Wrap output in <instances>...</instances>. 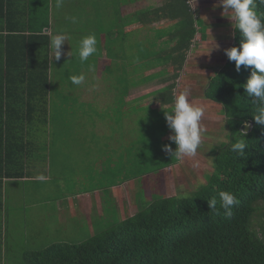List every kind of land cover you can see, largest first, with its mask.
Instances as JSON below:
<instances>
[{"label":"trees","instance_id":"trees-1","mask_svg":"<svg viewBox=\"0 0 264 264\" xmlns=\"http://www.w3.org/2000/svg\"><path fill=\"white\" fill-rule=\"evenodd\" d=\"M13 1L0 0L2 178H24L27 175L28 146L35 135L28 132V126L38 120L45 125L52 121V118L48 119L52 94L49 41L54 33H60L53 27L54 33L48 35L44 30L50 24L38 28L36 19L26 18L33 0H16V4ZM121 1L135 4L144 0ZM111 8L109 12L111 19L116 20V27L105 33L104 30L100 33L99 24L95 28L99 33L96 34L97 42L105 43L107 60L111 63L105 65L104 61L102 64L104 74L112 77L114 73H110V69L115 67L121 71V88L118 82L113 86L120 104L116 111L124 114L120 110L126 105L131 87L138 88L159 79L167 86L152 96L161 106H169L165 110H170L173 89L184 71L195 39L200 36L207 40L206 33L198 35L201 28L191 0H164L160 7L136 12L128 24L119 10L111 12ZM257 10L264 13V7L258 5ZM161 22H171L172 25L154 29V39L137 40L136 46L135 42L129 41L131 50H126L129 38L125 33L126 26L148 27ZM138 35V31L133 32V38ZM162 40V44L159 43ZM239 45L240 33L235 28L231 48ZM103 46L100 45L97 53L84 63L76 59L80 66H75L71 74H82L84 69L85 74H96ZM64 60L62 57L58 62L53 61L55 72L57 70L60 75ZM118 61L122 63L114 66ZM225 61L224 68L217 71L208 83L205 98L221 105L225 117L231 115V120L226 118L230 142L223 144L214 157V172L207 183L189 194L162 198L82 244H52L29 253L26 257L28 264H264V221L257 224L260 229L255 226L256 217L263 216L264 211L260 206L264 203V125H257L253 119V114H258L256 109L264 107V103L250 97L244 88L251 69L242 65L237 71L234 61L229 58ZM90 65L93 66L91 71ZM156 69L160 70L146 75ZM128 82H131L129 88ZM21 91L30 92L29 96L19 94ZM137 101L139 99L134 100ZM245 122L252 123L253 129L244 137L248 146L246 157L239 158L229 149L231 143L236 142L237 135H242L240 129ZM172 145V149L176 148L175 144ZM177 163L178 160H173L164 168ZM220 191H230L239 200L230 218L224 215L223 209L217 215L209 207L208 200L216 197L219 208Z\"/></svg>","mask_w":264,"mask_h":264},{"label":"rangeland","instance_id":"rangeland-1","mask_svg":"<svg viewBox=\"0 0 264 264\" xmlns=\"http://www.w3.org/2000/svg\"><path fill=\"white\" fill-rule=\"evenodd\" d=\"M57 2L58 0H33L31 3V13L37 21L36 27L52 22L56 32H63L68 36L65 49L69 52L73 49L72 56L63 61V81L60 86H55L57 90L53 91V99L50 100L48 119L52 118V124L47 126L38 120L34 125L28 126V132L35 133L40 146L39 159L36 158V167L31 166L30 175L36 177L43 174L48 177L49 173L51 180L44 184V189L50 203L42 200L45 198L40 192L42 181L34 184L39 193L34 196L35 201H31L34 205L32 208L29 205L23 209L19 207L24 198L15 197L12 192L5 200L0 197V207H6L0 213V264H28L26 257L29 253L43 250L52 244H82L116 227L162 198L189 194L201 188L214 172V157L223 144L230 142V131L222 106L205 98L211 78L224 68L228 58L226 50L231 48L235 33L236 21L231 18L232 10H225L220 0H191L201 28L198 35L206 33L207 40H202L200 36L195 39L184 71L177 80L176 91L179 93L187 89L190 101L205 110L200 121L201 145L195 156L184 157L169 168L164 167L175 159L162 151L163 145L171 143L166 142L172 133L164 114L169 106H161L154 97L148 96L130 104L128 114L125 115L124 110H120L124 112L123 115L117 112L115 108L118 109L120 104L115 99L113 86L117 85L116 82L119 84L121 71L118 67L110 69V73H114L112 79L104 74V61L105 65L111 64L107 60L104 43L97 42L96 45L97 49L100 45L104 46L98 70L93 74L94 80L86 74V84L82 85L87 93L83 91L80 101L76 94H71L79 88L68 79V76L73 75L70 71L75 66H80L75 51L77 43L88 34H95L98 39L96 34L99 33L95 28L98 24L100 33L116 27V20L111 19L109 8L117 0H60L59 8ZM163 2L164 0L139 1L132 7H125L123 12L126 15L129 12L156 8ZM72 16L77 17V23L66 19ZM171 25V22H161L148 27L135 26L134 30L139 31V35L132 38L135 42L133 44L136 46L138 41L154 39V29H165ZM128 42L126 50L130 52ZM162 42L163 40L159 41L161 44ZM173 45L174 43L170 44V47ZM118 63L120 65L122 62H116L114 66ZM159 70L150 71L146 75ZM170 71L172 75V69ZM161 80L132 89L128 101L140 99L167 86ZM130 84L128 82V88ZM119 87L121 88L120 84ZM237 136L240 138L241 135ZM63 139L65 141H60ZM66 140L74 141V147L70 148ZM78 140L89 141L92 145L77 148ZM65 144L66 154L70 155V151L72 152L71 158L63 160L68 165L65 166L67 169L57 170L52 161L51 171L46 172L45 165L50 163L45 156L46 152L52 151V148L53 151H61ZM125 179L127 183L123 182ZM99 188L101 196L95 194ZM27 190L32 192L30 185ZM86 192L93 193L92 202L85 197ZM260 206L264 207V203ZM93 207L97 210L93 211ZM4 212L9 216L6 222L2 217ZM262 214L263 216L256 217L257 229H260L257 224L264 221V211ZM42 215L47 217L46 222L38 218ZM5 223L6 227L2 228ZM27 224L28 227H25Z\"/></svg>","mask_w":264,"mask_h":264},{"label":"clouds","instance_id":"clouds-1","mask_svg":"<svg viewBox=\"0 0 264 264\" xmlns=\"http://www.w3.org/2000/svg\"><path fill=\"white\" fill-rule=\"evenodd\" d=\"M221 5L225 10H232V19L236 21L235 28L240 33L239 47H233L226 50V55L230 61H234L237 71L243 65L245 68L251 69L250 78L244 85L247 94L250 97L258 98L264 103V13L259 12L258 5L264 7V0H220ZM61 6L60 0L57 2V7ZM72 23H77L78 19L75 16L67 17ZM68 40V36L64 33H57L50 37L49 41V59L60 61L65 55L62 51V46ZM97 39L95 34L83 36L77 43L76 53L78 54L81 63L88 61L90 56L97 53ZM72 49V48H71ZM73 49L67 53L72 56ZM89 70H93V66H89ZM68 79L73 85H82L86 79L84 74L70 75ZM167 108V106H165ZM204 108L193 104L189 99V91L185 89L177 93L173 89L172 106L170 110H164L165 119L168 128L171 130L169 137L170 144L162 146V151L170 155L172 159L182 160L184 157H193L196 155L198 148L201 145L200 126L201 118L204 115ZM253 114V119L257 125H264V107L256 109ZM225 117V113H224ZM228 120H231V115H228ZM245 127H250L247 122ZM240 138H235V143H231L230 151L236 153L239 158L246 157L245 149L248 147L245 142V133L241 132ZM171 144H175L176 148L173 151ZM39 181L46 180V177L41 174L34 177ZM219 208H217L218 200L216 197L208 200L209 207L220 214V209H223L226 217L233 215V207L239 204L236 195L230 191H220Z\"/></svg>","mask_w":264,"mask_h":264},{"label":"crops","instance_id":"crops-1","mask_svg":"<svg viewBox=\"0 0 264 264\" xmlns=\"http://www.w3.org/2000/svg\"><path fill=\"white\" fill-rule=\"evenodd\" d=\"M15 4H16V0H14L13 1ZM126 3V4H125ZM123 2V1H121V0H117V2H116V4H114L113 6H112V8H111V12H113V11H116V10H119L120 12H121V15H122V17H125L126 18V24H128L129 23V21H133V19H134V15H135V13H127L126 15L124 14V12H123V9H125V7H132L134 4L132 3V2H128V1H126V2ZM117 6V7H116ZM16 8V7H15ZM15 8H13V10L15 9ZM140 11V10H139ZM28 12V11H27ZM32 10H30L29 9V12H28V15L26 16V18H28V19H36V17L35 16H33L32 15ZM138 12V11H137ZM135 26H138V25H132L131 24V26H126V28H125V33H126V35L128 36L129 35V37L131 38H129V40L128 41H130V42H132V38H133V32L135 31L134 30V27ZM140 26V25H139ZM142 27V26H141ZM46 31L44 32V33H46V34H48V35H52L53 33H54V30H53V25H52V22L50 23V26H49V28H47V29H45ZM128 30V31H127ZM139 32V31H138ZM117 37V36H116ZM127 41V42H128ZM225 42V41H224ZM105 44V43H104ZM104 50H105V53H106V49H105V46H104ZM62 51L65 53V55H63L62 57H64V58H66V57H68V55H67V53L69 52V51H67L66 49H65V46L63 45L62 46ZM61 57V58H62ZM54 59L55 58H53V60H52V64H53V61H54ZM99 59H101V58H99ZM52 64H50V66H51V70H50V84H51V92H52V94H51V97H50V99H53V97H52V95H53V91L54 90H57L56 89V87L55 86H57V84L60 86V83H62V74L60 75V74H58L57 73V70H56V72H55V69H54V64L52 65ZM99 68H100V66H99ZM84 72H86V70L84 69L83 71H82V74H84ZM88 72V71H87ZM85 77H86V74H85ZM87 77H91L93 80H94V76H93V73H90V72H88V74H87ZM109 78V77H108ZM108 78H106V79H108ZM110 79H112V77H110ZM85 81H86V79H85ZM84 81V83L83 84H86V82ZM82 84V85H83ZM149 84V83H148ZM82 85H79L78 87L79 88H77V89H75L71 94H76L77 95V97H78V99H79V101H80V99L81 98H83L82 96V93H83V91H84V93L86 92L87 93V89L85 90V88H83L82 87ZM146 85V84H145ZM53 87H55V89H53ZM132 89H134L133 87H131L130 88V91L132 90ZM130 91H129V93H128V95H127V97H126V105H125V109H123L124 111H125V115L126 114H128V112L130 111V109H129V105L130 104H133L134 103V100H131V101H128V98H129V94H130ZM156 92V91H155ZM29 93L30 92H28V91H26V92H24V91H21L19 94H25L27 97L29 96ZM154 93V92H153ZM152 93V94H153ZM152 94H150V95H147V96H144V97H141L140 99H139V101L140 100H142V99H144V98H147L148 96L149 97H151L152 96ZM15 97L17 98V95H15ZM116 97H117V93L115 94V99H116ZM153 97V96H152ZM155 99V98H154ZM138 101V102H139ZM157 102V101H156ZM81 104H85L86 102H80ZM79 103V104H80ZM93 103V102H92ZM90 104V103H89ZM20 110V109H19ZM115 110H117L116 108H115ZM63 111V110H62ZM61 111V112H62ZM52 116V115H51ZM126 120V119H125ZM50 124H52V121L50 120ZM49 124H47V126H48ZM32 138H33V140L34 141H32L31 142V144L28 146V150H29V156H28V158H29V162H27V167H26V172H27V175L24 177V178H7V177H1L0 176V197L3 199V200H5V198L7 197V195H9L11 192L14 194V195H16L15 197H18V196H20V197H23L24 198V201H23V203H22V206L21 205H19V207H22V209L25 207V208H27V206L29 205V206H31V208H32V206H34L33 205V203H31V201H35L34 200V196H36V194L38 195V190H36L35 189V187H34V184L36 183V182H38L39 180H36V179H34V177L35 176H33V175H30V168H31V166H34V167H36V158H38V156L40 155L39 154V152L38 151H40V150H38L39 148H40V146H39V143L36 141L37 139H36V137H35V135H33L32 136ZM60 141H65L64 139L63 140H60ZM66 142H68L67 140H66ZM69 143V146H70V148H73L74 147V141H70V142H68ZM88 143H90L89 141H82V140H78L77 141V144H76V146H77V148H82L84 145L86 146V147H91V145H92V143H90L89 145H88ZM59 144V143H58ZM71 144V145H70ZM61 151H58V150H56V151H53V148H52V151H48V152H46V155L45 156H47V160H49V162L50 163H48V166H47V164L45 165V170H46V172H50L51 171V169H52V161H54L53 163L55 164V168L57 169V170H59V171H62V170H66L67 168H65V166H67L68 167V165H66V164H64V162H63V160H65V159H67V158H71L70 157V155L72 154V152L70 151V155H67L66 153H67V146H66V144L65 145H62V147H61ZM43 151H44V149H43ZM39 159V158H38ZM38 166V165H37ZM57 173H59V172H57ZM45 177H46V180H44V181H42L43 182V186L40 188V192H41V194L45 197V198H43L42 200L44 201V202H46V203H50V199L49 198H47L46 197V190L44 189L46 186V183L47 182H50V180H51V177H49V173H48V177H47V175H45ZM124 183H127V182H124ZM45 184V185H44ZM123 184V183H122ZM28 185H30V188H31V190H32V192L31 191H28L27 190V188H28ZM92 192H86V198L87 199H90V201H91V196H93V193L91 194ZM95 194H98L99 196H101L102 195V193H101V190H100V188L98 189V191H96L95 192ZM84 197V198H85ZM86 198L84 199V200H86ZM114 198H116V197H114ZM46 199V200H45ZM80 199H83V197L82 198H80ZM100 199H101V197H100ZM76 200V199H75ZM58 201V200H57ZM67 202H70V200H67ZM92 202V201H91ZM101 202H102V199H101ZM100 202V203H101ZM2 205V204H1ZM67 207V206H66ZM116 207H118V206H116ZM120 207V206H119ZM30 208V207H29ZM4 209H6V207H0V213L4 210ZM101 209H103V207H101ZM19 210V209H18ZM95 210H97L96 209V207H93V211H95ZM60 213V212H59ZM4 214V216H2V217H4L5 218V222L8 220V218H9V216H6V212H4L3 213ZM65 216V215H64ZM40 220H44L45 222H46V216L45 215H42V216H39L38 217ZM101 219H104L102 216L100 217ZM28 221H29V219H28ZM27 221V222H28ZM28 225L29 224H27L25 227H28ZM6 227V223H5V226L2 224V228H5Z\"/></svg>","mask_w":264,"mask_h":264},{"label":"water","instance_id":"water-1","mask_svg":"<svg viewBox=\"0 0 264 264\" xmlns=\"http://www.w3.org/2000/svg\"><path fill=\"white\" fill-rule=\"evenodd\" d=\"M249 125H251L250 127H245L244 125L241 126V132L245 133V134H248L252 131L253 129V124L252 123H249Z\"/></svg>","mask_w":264,"mask_h":264},{"label":"bare ground","instance_id":"bare-ground-1","mask_svg":"<svg viewBox=\"0 0 264 264\" xmlns=\"http://www.w3.org/2000/svg\"><path fill=\"white\" fill-rule=\"evenodd\" d=\"M130 66V65H129ZM109 152V151H108Z\"/></svg>","mask_w":264,"mask_h":264}]
</instances>
